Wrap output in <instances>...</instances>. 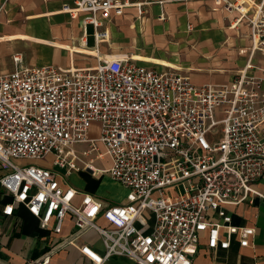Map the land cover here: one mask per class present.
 <instances>
[{"label":"built area","instance_id":"built-area-1","mask_svg":"<svg viewBox=\"0 0 264 264\" xmlns=\"http://www.w3.org/2000/svg\"><path fill=\"white\" fill-rule=\"evenodd\" d=\"M137 1L74 0L73 12L85 13L87 31L131 5L142 13ZM226 8L237 12L230 27L246 22L251 38L249 58L230 83L196 85L127 55L98 56L83 68L25 66L16 55L15 68L0 74V184L13 196L3 213L23 205L55 234L71 216L74 227L60 245L76 246L83 264L119 256L132 264H193L188 248L203 237L213 251L234 241L252 246L255 228L223 216L227 206L264 198L255 188L264 174V62L255 59L264 57V0H228ZM103 34L96 31V41ZM80 143L88 147L79 150ZM49 156L64 173L17 162ZM105 157L108 167L94 165ZM80 170L108 173L129 188L128 202L109 204L67 184ZM90 230L103 254L77 243ZM55 247L37 264H51Z\"/></svg>","mask_w":264,"mask_h":264},{"label":"crops","instance_id":"crops-1","mask_svg":"<svg viewBox=\"0 0 264 264\" xmlns=\"http://www.w3.org/2000/svg\"><path fill=\"white\" fill-rule=\"evenodd\" d=\"M227 1L138 0L143 3L142 13L131 5L120 14L113 12L97 29L92 26L90 33L83 25L85 13L73 12L74 0H0V74L15 68L16 55L25 66L55 64L64 68L95 66L98 56L127 55L147 67L189 76L196 85L230 83L249 58L251 38L246 22L230 27L237 12L227 10ZM96 31L105 33L99 41ZM62 58H67L68 65L61 64ZM255 59L264 62L259 54ZM94 128L98 131L97 124ZM91 135L98 137V132ZM5 172L0 161V177ZM95 178L90 171H73L67 184L101 199L95 193ZM255 188L264 194V174ZM12 201L13 196L0 184V264H37L52 246L56 247L51 264L86 261L76 246L60 245L74 227L71 216H67L62 233L55 234L43 229L23 205L5 215L3 209ZM223 220L254 227L253 245L240 247L234 241L229 249L213 251L203 237L188 248L193 264H264V198L256 197L253 204L227 206ZM77 243L88 244L102 254L105 251L93 230ZM106 264H131V260L119 256Z\"/></svg>","mask_w":264,"mask_h":264},{"label":"rangeland","instance_id":"rangeland-1","mask_svg":"<svg viewBox=\"0 0 264 264\" xmlns=\"http://www.w3.org/2000/svg\"><path fill=\"white\" fill-rule=\"evenodd\" d=\"M90 33L93 32V27L90 25L88 26ZM67 58H62L61 64L66 65ZM68 65V63H67ZM221 125L217 127V132L214 135V140H218L221 137L220 132ZM93 134H97V129L94 128L92 130ZM77 149L83 150L86 149V145L84 144H77ZM103 149L101 148V151ZM95 153L92 154L94 156ZM20 165L21 164H34V165H42L51 169H54L55 171H58L60 173H64L65 169H61L57 166H54L52 163V157L49 156L46 159L43 160H21L17 161ZM109 159L108 157H105L103 159H97L94 161V165L98 168H105L108 166ZM93 174V173H92ZM76 175L74 174L72 178H69L70 181H73L75 179ZM94 183L96 184L95 193L101 197L102 200L105 202H108L109 204H124L128 202V194H129V188L125 187L121 182L114 180L108 173H98L95 172L93 174ZM67 179V180H69ZM116 257H112V260H115ZM132 264V261H131Z\"/></svg>","mask_w":264,"mask_h":264}]
</instances>
